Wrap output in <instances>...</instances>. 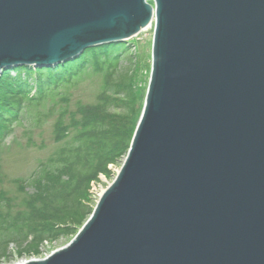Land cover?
Returning <instances> with one entry per match:
<instances>
[{
	"label": "water",
	"instance_id": "95a60500",
	"mask_svg": "<svg viewBox=\"0 0 264 264\" xmlns=\"http://www.w3.org/2000/svg\"><path fill=\"white\" fill-rule=\"evenodd\" d=\"M152 18L120 174L67 247L26 264H264V0H0V77L126 42Z\"/></svg>",
	"mask_w": 264,
	"mask_h": 264
},
{
	"label": "rangeland",
	"instance_id": "374dc122",
	"mask_svg": "<svg viewBox=\"0 0 264 264\" xmlns=\"http://www.w3.org/2000/svg\"><path fill=\"white\" fill-rule=\"evenodd\" d=\"M152 40L151 33H140L126 42L92 48L76 72L69 66L83 54L55 67L26 65L4 71L0 77V264L44 260L67 247L117 179L132 141L125 156L58 205L47 206L37 194V180L49 161L84 127L99 123L105 134L112 129L121 136L133 133L134 138L151 76ZM95 50L99 58L90 53ZM51 68H66L69 74L55 89L46 83L45 97L33 86L20 90L13 80L18 74L32 76L38 69ZM56 79L62 78L52 81ZM15 218L18 221L13 222Z\"/></svg>",
	"mask_w": 264,
	"mask_h": 264
},
{
	"label": "trees",
	"instance_id": "16d2710c",
	"mask_svg": "<svg viewBox=\"0 0 264 264\" xmlns=\"http://www.w3.org/2000/svg\"><path fill=\"white\" fill-rule=\"evenodd\" d=\"M105 48L103 47L102 49ZM90 53L95 55L99 51L95 50V52L92 51ZM96 56L100 57L99 54H96ZM87 57L88 54L82 56L77 64L69 66V70L73 69L71 70L72 72L78 71L80 63ZM68 74L69 72L66 68L65 70H56L54 68L38 69L32 76L30 73L18 74L13 80L20 87V90L33 86L35 89H38L37 92L39 94L45 97V93L47 90L49 91V87L51 90L60 87L62 80H65L63 76H67ZM17 78L19 79L18 82L16 81ZM20 78L22 79L20 80ZM54 78L62 79L52 81ZM46 83L50 85L48 88ZM83 129L78 136L73 137L69 146L64 147L55 154L47 164V169L40 174V178L37 180L39 183V192L37 191V194L42 199L41 201H44V204L46 202L49 203L47 206H56L62 198H67L69 194L80 192L77 190H83V185L87 181L95 178L107 165L114 163L118 158L127 154L133 138V133L126 132L122 133L124 135L121 136L118 134V130L113 131L110 128L108 134H105V127L99 123L91 124L87 130L86 127ZM61 136L64 137L65 135ZM38 183L35 182L36 185ZM20 217L22 216L18 215V218ZM36 219L35 217L34 222H37ZM16 221H18L17 218L13 219V222ZM38 225L34 227L35 230Z\"/></svg>",
	"mask_w": 264,
	"mask_h": 264
},
{
	"label": "bare ground",
	"instance_id": "6f19581e",
	"mask_svg": "<svg viewBox=\"0 0 264 264\" xmlns=\"http://www.w3.org/2000/svg\"><path fill=\"white\" fill-rule=\"evenodd\" d=\"M154 30H155V19L154 18H152V20H151V22L149 23V25L145 28V29H143V30H141L140 31V33H151V36H152V39H153V37H154ZM140 33H138L137 35H139ZM136 35V36H137ZM153 41V40H152ZM153 43V42H152ZM92 48H96V47H90V48H87L84 52H82V54L83 55H87L88 53V51H90V50H92ZM102 196H100V198H101ZM99 198V199H100ZM100 200H98V202H99ZM91 217V216H90ZM90 219V218H89ZM49 256H47L46 258H48ZM31 261H34V260H28V261H21V262H18V263H16V264H26V263H28V262H31Z\"/></svg>",
	"mask_w": 264,
	"mask_h": 264
}]
</instances>
